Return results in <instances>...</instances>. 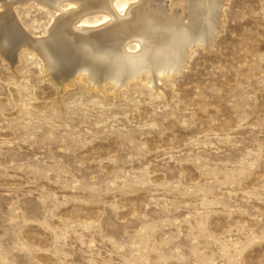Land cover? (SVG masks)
I'll list each match as a JSON object with an SVG mask.
<instances>
[{"label": "rangeland", "instance_id": "374dc122", "mask_svg": "<svg viewBox=\"0 0 264 264\" xmlns=\"http://www.w3.org/2000/svg\"><path fill=\"white\" fill-rule=\"evenodd\" d=\"M20 6L48 37L56 13ZM211 46L117 93L0 52V264H264V0H227Z\"/></svg>", "mask_w": 264, "mask_h": 264}, {"label": "bare ground", "instance_id": "6f19581e", "mask_svg": "<svg viewBox=\"0 0 264 264\" xmlns=\"http://www.w3.org/2000/svg\"><path fill=\"white\" fill-rule=\"evenodd\" d=\"M33 1L56 13L46 38L28 35L14 18L15 6ZM123 2L0 0L5 11L0 15V52L12 57L14 51L33 52L42 61L46 76L64 91L77 80L88 89L106 86L114 93L134 82L157 90L159 83L185 70L196 47H212L222 28L227 0H180L181 16L166 11L157 0L121 7ZM98 14L106 16L103 23L83 26L89 15Z\"/></svg>", "mask_w": 264, "mask_h": 264}]
</instances>
